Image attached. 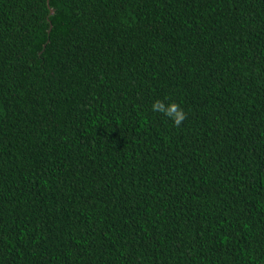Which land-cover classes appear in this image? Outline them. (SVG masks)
Here are the masks:
<instances>
[{"label":"trees","instance_id":"trees-1","mask_svg":"<svg viewBox=\"0 0 264 264\" xmlns=\"http://www.w3.org/2000/svg\"><path fill=\"white\" fill-rule=\"evenodd\" d=\"M0 264H264V0H0Z\"/></svg>","mask_w":264,"mask_h":264},{"label":"clouds","instance_id":"clouds-1","mask_svg":"<svg viewBox=\"0 0 264 264\" xmlns=\"http://www.w3.org/2000/svg\"><path fill=\"white\" fill-rule=\"evenodd\" d=\"M150 108L153 112L162 113L163 116L170 120L175 126H180L186 118L185 110L175 101H171L165 105L159 100H154L150 105Z\"/></svg>","mask_w":264,"mask_h":264}]
</instances>
